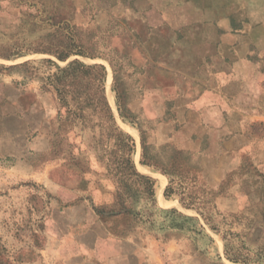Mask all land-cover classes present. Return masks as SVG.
<instances>
[{"label":"rangeland","instance_id":"374dc122","mask_svg":"<svg viewBox=\"0 0 264 264\" xmlns=\"http://www.w3.org/2000/svg\"><path fill=\"white\" fill-rule=\"evenodd\" d=\"M145 1L0 0V264H264V170L158 103Z\"/></svg>","mask_w":264,"mask_h":264},{"label":"crops","instance_id":"0c3cea01","mask_svg":"<svg viewBox=\"0 0 264 264\" xmlns=\"http://www.w3.org/2000/svg\"><path fill=\"white\" fill-rule=\"evenodd\" d=\"M145 2L140 44L158 103L170 109L167 114L180 129L193 126L190 140H230L231 146L222 154L246 155L264 170V0ZM202 168L209 171L205 164ZM226 169L223 162L216 168ZM157 187L159 192L160 183ZM166 246L171 253L166 263L147 253L132 262L127 251L138 245L126 238L117 258L88 254L80 264L189 263L188 258L179 257L181 248L176 242Z\"/></svg>","mask_w":264,"mask_h":264},{"label":"trees","instance_id":"16d2710c","mask_svg":"<svg viewBox=\"0 0 264 264\" xmlns=\"http://www.w3.org/2000/svg\"><path fill=\"white\" fill-rule=\"evenodd\" d=\"M142 165H146V166H150V167H154L156 168L155 164H147V163H142ZM132 171L134 172V175L136 176H139L137 175L136 171H135V168L132 166ZM140 178H143L142 176H139ZM152 183V182H151Z\"/></svg>","mask_w":264,"mask_h":264}]
</instances>
